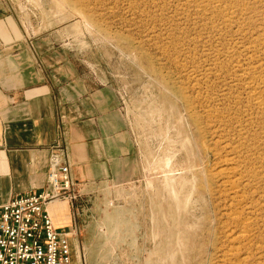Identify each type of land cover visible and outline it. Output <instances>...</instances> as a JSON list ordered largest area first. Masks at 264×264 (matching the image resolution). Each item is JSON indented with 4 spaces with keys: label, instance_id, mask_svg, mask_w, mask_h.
<instances>
[{
    "label": "rangeland",
    "instance_id": "obj_1",
    "mask_svg": "<svg viewBox=\"0 0 264 264\" xmlns=\"http://www.w3.org/2000/svg\"><path fill=\"white\" fill-rule=\"evenodd\" d=\"M13 2L55 67L115 93L128 178L81 193L70 173L57 200L78 263L264 264V0Z\"/></svg>",
    "mask_w": 264,
    "mask_h": 264
},
{
    "label": "crops",
    "instance_id": "obj_2",
    "mask_svg": "<svg viewBox=\"0 0 264 264\" xmlns=\"http://www.w3.org/2000/svg\"><path fill=\"white\" fill-rule=\"evenodd\" d=\"M23 14L13 0H0V204L44 187L56 145L65 148L81 193L128 178L129 159L119 149L117 134L112 135V107L106 110L109 118L103 116L104 106L115 97L113 89L88 90L69 69L55 67L54 37L39 35L29 13L25 22ZM71 208L74 204L60 201L49 205L57 229L70 231ZM70 245L72 249V238ZM72 259L79 264L74 253ZM84 263L112 261L89 254Z\"/></svg>",
    "mask_w": 264,
    "mask_h": 264
},
{
    "label": "built area",
    "instance_id": "obj_3",
    "mask_svg": "<svg viewBox=\"0 0 264 264\" xmlns=\"http://www.w3.org/2000/svg\"><path fill=\"white\" fill-rule=\"evenodd\" d=\"M71 186L66 150L56 145L44 187L0 204V264H73L70 233L55 227L48 210L75 199Z\"/></svg>",
    "mask_w": 264,
    "mask_h": 264
},
{
    "label": "bare ground",
    "instance_id": "obj_4",
    "mask_svg": "<svg viewBox=\"0 0 264 264\" xmlns=\"http://www.w3.org/2000/svg\"><path fill=\"white\" fill-rule=\"evenodd\" d=\"M131 108H132V107H131ZM129 109H130V108H129ZM167 165H169V162H167ZM169 173H170V172H169ZM179 173H180V172H179ZM163 175H164V174H163ZM166 175H167V174H166ZM170 176H173V175H170ZM171 189H172V188H171ZM172 191H173V190H172ZM174 194H176V193H174ZM191 194H192V193H191ZM55 202H56V201H55ZM52 203H54V202H52ZM52 203H51V204H52ZM51 204H50V205H51ZM51 216H52V215H51Z\"/></svg>",
    "mask_w": 264,
    "mask_h": 264
}]
</instances>
